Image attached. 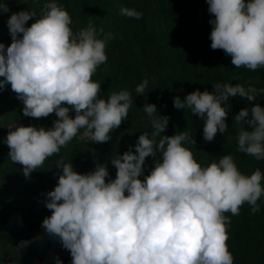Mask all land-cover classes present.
<instances>
[{"label":"clouds","instance_id":"clouds-1","mask_svg":"<svg viewBox=\"0 0 264 264\" xmlns=\"http://www.w3.org/2000/svg\"><path fill=\"white\" fill-rule=\"evenodd\" d=\"M206 3L214 16L209 21L211 48L223 50L237 69L264 68V0ZM8 10L6 3H0V13ZM120 15L140 20L143 14L122 8ZM72 25L64 6L51 0L39 13L13 14L8 20L12 43L7 48L0 43V91L10 85L23 103L25 117L41 119L54 113L58 118L51 129L9 127L4 140L8 159L21 166L25 178L59 155L81 129L92 143L109 142L133 105L128 90L101 99V84L92 79L108 61L106 48L113 34L91 22L77 31ZM148 86L145 78L135 88L137 96L143 97ZM213 89L173 100L176 109H190L204 122L205 142L226 132L229 113L222 105L230 97L252 102L264 94V89L251 85L245 89L240 84L216 83ZM142 110L153 131L139 136L135 153L129 146L111 160L117 170L114 180L106 182L107 164L97 163L93 172L78 174L70 161L56 162L62 173L54 190L46 194L44 203L51 216L41 227L49 237L59 238L70 252L71 264H234L226 213L238 216L245 204L253 215L260 211L264 173L257 168L251 175L242 174L230 154L202 166L183 146L196 144L187 131L162 136L169 117L158 115L154 104H145ZM70 111L75 112L74 119ZM234 121L239 125L238 151L264 160V108L259 104L244 108ZM157 152L161 160L141 180L146 158H155ZM29 243L21 241L16 250ZM55 264L62 261L57 257Z\"/></svg>","mask_w":264,"mask_h":264},{"label":"rangeland","instance_id":"rangeland-1","mask_svg":"<svg viewBox=\"0 0 264 264\" xmlns=\"http://www.w3.org/2000/svg\"><path fill=\"white\" fill-rule=\"evenodd\" d=\"M80 1H82L92 18L96 21L93 24L98 28L103 26L105 33H112L113 39L128 46L131 57L136 63L141 53H151L150 47L142 40V34L160 55H169L174 62L177 59L182 65L187 62L192 71L187 74L186 69L182 70L179 67L176 75L181 93L186 91L191 94L192 90L190 89L192 87L200 92L208 91L213 93V85L216 83H228L233 86L240 84L245 89L249 85L257 89H264V77L257 71L253 72L246 68H236L231 74H226L217 69L214 71L210 69V64L207 61L210 53V36L205 30L209 23V18L205 14L208 11L207 8L195 7L196 9L185 11V14L196 17L198 28L197 39L190 46H187L190 48L189 56L187 53H182L181 49L180 29L184 17H181L183 15L182 12L173 13L172 10H169V15L159 18L150 10H147L141 2H137V0ZM141 1L143 3L148 2L147 0ZM20 2L23 6L29 3L27 0H20ZM166 2L169 4L178 3L177 0H166ZM0 3H6L9 6L12 0L0 1ZM122 8H135L143 14L142 18L135 20L122 16L120 15ZM70 15L76 31L87 27L89 24L85 23L83 17L77 11ZM0 43H3L5 48L12 43L8 21L2 19L1 16ZM108 51L107 47V63L98 68L97 73L92 77L94 81H97L98 77H100L99 75L106 73L103 77H108V79L103 84L100 96L101 99L105 100L113 94V87L110 90L106 88L111 87V76H115L114 71L118 63V54H110ZM0 79L2 80L3 78L0 77ZM204 85L208 87L204 89ZM256 104L264 108V94H261L252 102L243 97H230L229 101L222 106L229 110H233L237 106H244L250 110ZM69 115L71 118H75L74 111H70ZM143 118L144 115L139 110L131 107L127 120L111 133L112 138L107 143H92L82 135L83 129H81L80 134L75 138L77 142L83 145L86 144L84 147L87 148V151L78 153L76 162L85 163L91 169L97 163L107 164L109 178L113 177L112 179L114 180L117 170L111 164V160L117 158L118 155H123L124 152L129 150V146H133V152L135 153L134 146L139 136L145 132L151 134L153 131L151 125L142 124ZM57 119L54 113L47 118L41 119L25 117L23 115V103L17 99L10 85L0 91V264H46L40 257L43 256V252L47 249L51 256H56L54 255V247L47 248L45 246L47 234L41 227L43 220L51 216V212L45 207L44 203L47 199L46 194L50 191L30 185L32 175L30 174L29 178H25L21 166L13 164L8 159L9 148L4 143V140H6L10 126L12 128L16 125L51 129L53 122ZM194 119L198 120L199 117L196 116ZM247 127L246 125L245 129ZM237 134H232L230 137L227 133L225 134L224 144H222H227L228 146L221 147L223 151L246 155L242 174L251 175L257 168L264 173V162L262 160L254 159L253 156L238 151ZM159 138L157 137V140ZM97 145H103V147L95 149ZM210 145H213V143H210ZM209 148L212 149L214 147ZM49 159L53 161L51 157ZM152 162L151 156L146 158L144 173L140 177L141 180L150 174L154 167ZM34 174L36 179L40 180V174H37V171ZM258 204L260 205V211L255 215L251 213V206L245 209L247 214L242 222H238L228 216L231 220V225L228 229L229 240L227 244L229 251L234 256V264H264V197H261ZM21 241H29L30 243L26 248L18 252L16 247ZM55 241L58 243L57 246L55 245L56 248L58 247V254L66 257L68 251L63 249L58 237H56Z\"/></svg>","mask_w":264,"mask_h":264},{"label":"trees","instance_id":"trees-1","mask_svg":"<svg viewBox=\"0 0 264 264\" xmlns=\"http://www.w3.org/2000/svg\"><path fill=\"white\" fill-rule=\"evenodd\" d=\"M0 1L5 2L7 0ZM27 1L29 3L23 6L20 0H12V3L7 6L9 10L7 12L0 13L1 18L8 21L13 14H17L21 11L26 10H35L39 13L40 8H42L45 3L51 2V0ZM147 1L149 3H143L141 0H137V2H141V4L145 6L147 10H150L159 18H164L165 16L169 15V10H172L173 13H183L181 17H184L182 19V25L180 29L181 49L182 53H187L190 56V48L187 46H190V44L197 39L198 28L196 24V17L190 16L189 14H185V11H187L188 9H193L195 7H203L208 9L209 6L206 3V0H177L178 3L176 4H169L166 2V0ZM56 2L60 5H63L64 8L68 12H70V14H73L74 11H77V13L83 17V20L86 24L89 22L96 23V21L92 18L90 12L83 5L82 1L56 0ZM205 14L207 18H209V21L214 19V16H212L208 11ZM34 22V19L29 20L26 27H30L31 24ZM72 28L73 31H76L73 25ZM205 30L210 36L212 31V25L208 23ZM142 40L147 46L150 47L151 53H141L139 58H137V63L132 59L129 47L126 46L124 43H118L115 39H111L108 42V52L114 55L118 54V63L114 71L115 76H111V87L106 89L110 90L113 87L112 93H118L122 90L130 91L133 97L132 108L139 110L144 115L143 121H141L143 125H151V123L142 108L145 106V104H154L157 108L158 115L169 117L168 127L166 131L161 135L171 137L176 134H179L180 132L187 131L192 137V139H195L196 144L186 143L183 146L193 152L196 161L202 166H208L212 162H218V159L230 154L233 156L234 162L236 163L238 169L242 172L246 155L240 153L233 154L231 151L226 150L223 151L221 147L228 146L227 144L223 145L226 133L229 135V137L232 134L238 133L239 125L236 124V122L234 121V117L246 107L237 106L233 110L226 109V111L229 113L225 121L227 124L226 132H218L217 135L214 137L213 141L205 142L203 138L204 122L200 118L198 120H195L194 118L196 116L192 114L190 109L178 110L173 106V100L175 97H179L181 100H183L189 94L186 91L182 93L180 92L179 83L176 79L178 68L180 67L182 70L186 69L187 74H189L192 69L189 68L187 62L182 65L177 59L176 62H174L172 60V57L169 55H160L153 48L152 44L145 37H143V34ZM185 57L184 59H186ZM207 58L208 64H210V69L213 71L217 69L220 72L222 71L226 74H231L232 72H234V70H236V67L231 63L230 56H227L223 50H213L211 48V40L210 53ZM105 70L107 71V69ZM256 71L264 77V68L257 69ZM105 75L106 73L99 75L100 77H98L97 81H95L101 84V93L103 84L108 79V77H103ZM145 78L149 80V86L143 94V97L137 96L135 88ZM206 87L208 86H203L204 89H206ZM190 90H192V92L197 91L193 87ZM250 116L251 114L249 115V118ZM246 130L251 131L252 129L250 127H247ZM210 143H213V145H210ZM84 145L80 142H77L76 138H74L66 148L61 149L59 155H54L51 157L53 161L51 159H47L44 163V166L36 170L37 174H40V180L36 179V175L34 174V172L31 173L32 177L30 185H32L33 187H40V189L43 190H54L55 186L57 185L58 176L62 173L61 169L56 168V162L61 158H63L66 163L70 161L74 167V170L78 174H87L93 172L96 166L91 169L90 167L86 166L85 163L76 162L77 154L80 152L87 151V148L84 147ZM100 147H103V145H97L95 149H100ZM209 147L214 148L210 149ZM152 159V164L155 166V161L159 162L161 160V153H157L155 158L152 157ZM254 159L256 158L254 157ZM97 160L99 159L97 158ZM262 161L264 162V160ZM99 164L102 165V162ZM112 178H106V182L107 179L113 180ZM249 206L250 205L248 204L243 205L240 209V214L238 216H232L230 213H226V215L238 222H242L244 220L245 215L247 214L245 212V209ZM45 240V246L47 248L54 247V255L56 256H51L49 250H45L43 252V256L40 257L44 263L55 264L56 258L58 257L62 261V264H71V255L69 251L67 252L66 257H64L62 254H58V247H55V245H58V243L55 241L56 237H49L48 235H46Z\"/></svg>","mask_w":264,"mask_h":264}]
</instances>
